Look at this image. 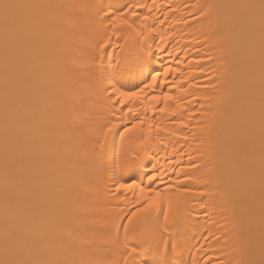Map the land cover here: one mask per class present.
<instances>
[{"label": "bare ground", "instance_id": "obj_1", "mask_svg": "<svg viewBox=\"0 0 264 264\" xmlns=\"http://www.w3.org/2000/svg\"><path fill=\"white\" fill-rule=\"evenodd\" d=\"M24 2L70 7L26 10L7 39L0 16V261L112 259L118 253L101 243L106 226L117 214L131 215L142 198L139 188L117 191L121 180L110 168L97 177L76 155L81 129L101 122L108 109L121 107L119 97L109 98L87 66L93 45L109 39L88 7L97 2L112 4L114 11L129 3L155 5L140 10L141 19L134 21L146 25L145 33L154 29L146 41L151 57L131 72H117L116 80L133 90L141 82L150 84L151 76L159 73L160 83L139 100L125 103L144 119V137L150 119L171 131L160 134L166 147L156 140L155 128L147 148L140 145L143 137L133 134L121 146L120 133L132 122L129 115L113 133L110 156L114 161L118 151L146 152V166L128 176L138 183L143 176L147 184L145 173L163 170L175 180L176 172L184 169L179 177L183 186L203 193L188 197L176 236L179 246L170 259L181 258L186 264H217L218 259L231 262L237 257L259 261L260 11L231 7L258 5L259 0ZM129 33L125 29L110 36L103 57L109 70L125 37L133 43V52L138 51L140 45ZM166 68L171 69L167 76ZM164 92L175 99L161 100L159 107L168 112L160 113L147 97ZM190 163L196 167L188 168ZM185 173L190 180H184ZM152 187L163 190L159 181ZM165 195L175 199L179 193ZM159 215L162 220V210ZM9 237L29 241L30 250L10 247L6 252ZM135 259L151 262L154 255L141 251Z\"/></svg>", "mask_w": 264, "mask_h": 264}, {"label": "snow or ice", "instance_id": "obj_2", "mask_svg": "<svg viewBox=\"0 0 264 264\" xmlns=\"http://www.w3.org/2000/svg\"><path fill=\"white\" fill-rule=\"evenodd\" d=\"M155 5H147L141 3H129L123 10H113L114 6L109 3L97 2L89 5L93 14L101 22V26L109 39H104L102 42L97 41L93 45L92 53L88 58L87 66L90 74L97 83L102 85L104 91L108 93L109 98L112 96L119 97L117 103L121 105L115 110L108 109L106 115L101 122H96L87 128L81 129L79 132V140L77 141V158L82 161L97 177L102 176L105 170L111 169L114 176H117L121 182L116 184L117 191L123 189L125 192L139 188L142 198L136 201L134 210L131 215L114 219L110 225L106 226V234L101 241L104 245L111 246V250L118 253L112 259L82 260V261H65L54 259H24L11 260L4 259L0 264H186L181 258L170 259V256L175 255V249L179 246L176 241L178 230L183 223L187 208L188 197L191 195H203V193H195L192 188L184 187L183 181L179 179L184 169L176 172L177 179L173 180L165 171H153L151 174L145 173L147 184L144 183L142 176L140 182L131 176L130 172L137 168H144L146 165L144 160L147 156L140 155V151L131 149L124 151L123 155L118 151L116 158L112 161L110 156V144L113 133L118 128V125L124 126L126 118L130 115L132 122L124 126L123 132L120 133L121 146L129 137V134L137 135L140 139V145L147 148L151 142V133L153 128L156 131V140L165 145V139L160 134L162 132H170L168 125H162L154 120H148V133L144 137L143 118H139V113L129 107L125 101H137L147 94V90L160 83L159 73L151 76L150 84L134 87L133 90H125L122 85L116 80V73H123L125 68L129 72L136 67H142L143 64L151 57L150 46L146 44L147 39L151 36L154 29H149L147 33L143 31L146 25H137L134 23L140 20L139 11L145 8H152ZM69 5L62 3H26L24 0H0V16H2L5 25V37L11 31L12 25L22 19L23 13L26 10L32 9H48L52 12H58ZM194 7H201L195 5ZM211 7V6H210ZM221 7H228L222 5ZM231 7H243L260 11V47H261V108H260V150H261V226H260V250L261 258L259 261L254 259L245 260L237 257L231 262L218 259L217 264H264V0H259V4L232 5ZM203 16L204 13H201ZM147 21L148 17L142 18ZM107 21V23H104ZM137 28L140 31H137ZM130 30L129 35L135 39L136 44L140 47L138 51L133 52V43L129 37H125V44L121 45V52L117 54L114 64H111V69L103 64V57L106 47L110 44V36L120 33L123 30ZM99 57V59L97 58ZM171 69H165L164 74H167ZM176 85H173L174 88ZM148 101L155 102L153 107H159V102L163 100L165 103L172 101L175 98L164 92L162 95H150ZM125 109H127L125 111ZM160 113L168 112L167 107H159ZM175 117L176 113L170 114ZM196 165L189 164L188 168H195ZM128 176L125 181L124 177ZM186 173L184 180H190ZM159 181L163 186L153 188L152 185ZM176 191L179 196L175 199L168 197L165 193ZM167 205V207H165ZM204 207V205H201ZM163 211V219H160V211ZM127 220V223H122ZM121 229L123 234L121 235ZM146 246V247H145ZM6 252L10 247L16 251L30 250V242L13 241L11 237L6 240ZM141 251L151 252L154 255L153 261L135 259L141 255ZM195 264V261H193ZM208 264H212L208 261Z\"/></svg>", "mask_w": 264, "mask_h": 264}]
</instances>
